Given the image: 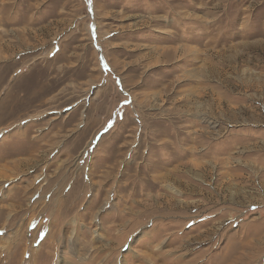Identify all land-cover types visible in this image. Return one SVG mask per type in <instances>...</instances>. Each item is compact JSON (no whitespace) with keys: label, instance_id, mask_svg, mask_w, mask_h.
Returning <instances> with one entry per match:
<instances>
[{"label":"rangeland","instance_id":"1","mask_svg":"<svg viewBox=\"0 0 264 264\" xmlns=\"http://www.w3.org/2000/svg\"><path fill=\"white\" fill-rule=\"evenodd\" d=\"M0 264H264V0H0Z\"/></svg>","mask_w":264,"mask_h":264}]
</instances>
